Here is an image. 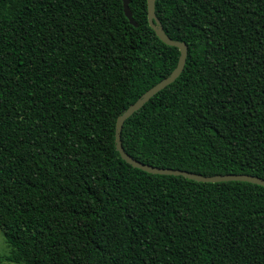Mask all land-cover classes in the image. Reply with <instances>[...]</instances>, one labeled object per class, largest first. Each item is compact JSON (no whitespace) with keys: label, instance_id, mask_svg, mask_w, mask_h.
<instances>
[{"label":"trees","instance_id":"obj_1","mask_svg":"<svg viewBox=\"0 0 264 264\" xmlns=\"http://www.w3.org/2000/svg\"><path fill=\"white\" fill-rule=\"evenodd\" d=\"M0 0V229L22 264H264V186L125 161L118 117L177 67L147 0ZM182 74L124 123L135 159L264 178V0H156Z\"/></svg>","mask_w":264,"mask_h":264},{"label":"water","instance_id":"obj_2","mask_svg":"<svg viewBox=\"0 0 264 264\" xmlns=\"http://www.w3.org/2000/svg\"><path fill=\"white\" fill-rule=\"evenodd\" d=\"M129 3H130L129 0H124L125 13L129 18L130 22L133 25L138 26V23L136 22L133 16ZM147 6H148V18L151 27L156 31L157 35L166 44L171 46H176L177 48H179L180 58L176 69L168 77L164 78L162 81H160L151 89H149L141 98H139L134 104H132L127 110H125L118 117L116 124V145L122 158L131 165H133L134 167L140 168L146 172L153 174L177 175V176L181 175L186 178L200 182L247 181L264 186V178L251 174H217V175L206 176L202 174H197L195 172H190L187 170H181L175 168H162L159 166L147 164L135 159L129 153L126 152L122 142V130L124 123L135 112L140 110L154 95H156L158 92H160L168 85L173 83L182 74L186 65L188 52H189V47L186 42L175 40L166 33L165 29L161 24V21L159 20L156 14V0H147Z\"/></svg>","mask_w":264,"mask_h":264},{"label":"rangeland","instance_id":"obj_3","mask_svg":"<svg viewBox=\"0 0 264 264\" xmlns=\"http://www.w3.org/2000/svg\"><path fill=\"white\" fill-rule=\"evenodd\" d=\"M11 253V247L6 243L3 231L0 229V264H22L9 261L7 256Z\"/></svg>","mask_w":264,"mask_h":264}]
</instances>
